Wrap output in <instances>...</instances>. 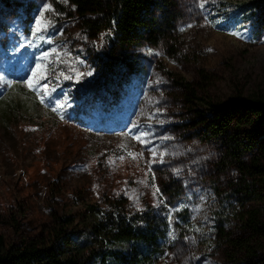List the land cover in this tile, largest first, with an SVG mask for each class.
<instances>
[{
  "label": "rangeland",
  "instance_id": "1",
  "mask_svg": "<svg viewBox=\"0 0 264 264\" xmlns=\"http://www.w3.org/2000/svg\"><path fill=\"white\" fill-rule=\"evenodd\" d=\"M173 1L169 36L124 51L128 69L90 96L80 81L100 72L104 38L71 1L0 0V235L8 247L48 240L57 213L95 223L92 207L122 198L133 212L168 209L158 264H264V125L245 128L254 148L244 171L223 142L202 137L204 106L191 92L216 103L264 98V3Z\"/></svg>",
  "mask_w": 264,
  "mask_h": 264
},
{
  "label": "trees",
  "instance_id": "2",
  "mask_svg": "<svg viewBox=\"0 0 264 264\" xmlns=\"http://www.w3.org/2000/svg\"><path fill=\"white\" fill-rule=\"evenodd\" d=\"M9 4L13 0H8ZM85 25L98 38L101 70L94 79L83 78L80 86L90 96L110 91L109 79L131 63L124 51L143 45L157 46L176 24L173 0H70ZM264 3V0H260ZM264 15V12H263ZM101 40V39H99ZM132 68V66H131ZM187 91L191 84L183 85ZM204 108L198 110L197 125L204 139H216L227 148L231 162L246 171L244 156L254 147L245 142L249 125H264V98L238 96L228 103L205 101L192 90ZM197 102V103H198ZM257 120V121H256ZM264 154V144L262 145ZM259 164V160H255ZM58 189H51L55 202ZM94 223L67 213L56 214V225L39 241L8 247L0 235V264H158L166 253L169 211L165 206L133 212L129 201H108ZM77 230L75 229V226ZM75 229V230H74Z\"/></svg>",
  "mask_w": 264,
  "mask_h": 264
}]
</instances>
